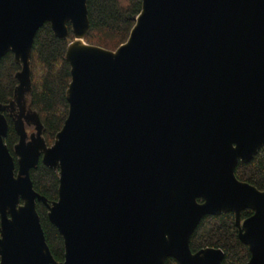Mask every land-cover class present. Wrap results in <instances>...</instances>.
<instances>
[{
  "label": "water",
  "instance_id": "obj_1",
  "mask_svg": "<svg viewBox=\"0 0 264 264\" xmlns=\"http://www.w3.org/2000/svg\"><path fill=\"white\" fill-rule=\"evenodd\" d=\"M45 22L73 34L68 112L51 145L31 106V47ZM89 30L86 0H0V58L11 52L21 66L0 103V264H220V248L189 242L204 215L225 212L247 264H264V189L235 175L264 146V0H142L114 50L88 44ZM39 160L58 172L51 202L32 185Z\"/></svg>",
  "mask_w": 264,
  "mask_h": 264
},
{
  "label": "trees",
  "instance_id": "obj_2",
  "mask_svg": "<svg viewBox=\"0 0 264 264\" xmlns=\"http://www.w3.org/2000/svg\"><path fill=\"white\" fill-rule=\"evenodd\" d=\"M142 0H86L90 30L85 37L88 44L114 50L128 38L140 12ZM69 27V24H68ZM73 34L69 27L66 39L56 37L49 22L40 26L34 34L31 55V106L43 124L42 135L47 143L54 142L56 133L61 129L68 112L66 89L70 82V66L65 59V50ZM21 68L11 52L0 58V103L6 104L14 94L18 83L15 76ZM8 129L4 139L11 154L18 140L14 120L7 115ZM15 158V156H14ZM235 175L239 180L247 181L257 189H264V146L253 158L238 162ZM33 188L45 196L48 202L58 196V172L45 166L41 160L30 170ZM47 245L56 261L64 259V245L60 234L47 218V208L36 202ZM252 214L250 209L241 211L242 218ZM190 248L196 251L204 247H216L223 251L220 264H247L250 258L248 247L238 238L234 214L225 212L219 215H204L190 236ZM165 264H177L169 257Z\"/></svg>",
  "mask_w": 264,
  "mask_h": 264
},
{
  "label": "flooded vegetation",
  "instance_id": "obj_3",
  "mask_svg": "<svg viewBox=\"0 0 264 264\" xmlns=\"http://www.w3.org/2000/svg\"><path fill=\"white\" fill-rule=\"evenodd\" d=\"M12 98H13V97H12ZM12 98H11V99H12ZM11 99H10V100H11ZM10 100H9V101H10ZM9 101H8L7 103H9ZM7 103H6V104H7ZM14 112H15V111H14ZM3 113H4V115H5V113H6L7 115H10V110L6 109V110H4ZM5 117H6V115H5ZM6 120H7V117H6ZM7 124H8V123H7ZM7 129H8V127H7ZM32 130H33V129L31 128V129L28 130L27 132L30 133ZM4 139H5V138H4ZM4 142H5V141H4ZM176 262H177V261H176ZM177 264H178V263H177Z\"/></svg>",
  "mask_w": 264,
  "mask_h": 264
},
{
  "label": "rangeland",
  "instance_id": "obj_4",
  "mask_svg": "<svg viewBox=\"0 0 264 264\" xmlns=\"http://www.w3.org/2000/svg\"><path fill=\"white\" fill-rule=\"evenodd\" d=\"M31 129V127H26V130L28 131V130H30Z\"/></svg>",
  "mask_w": 264,
  "mask_h": 264
}]
</instances>
